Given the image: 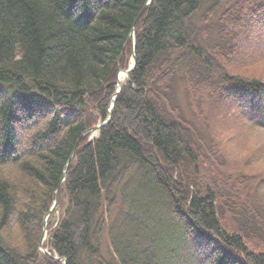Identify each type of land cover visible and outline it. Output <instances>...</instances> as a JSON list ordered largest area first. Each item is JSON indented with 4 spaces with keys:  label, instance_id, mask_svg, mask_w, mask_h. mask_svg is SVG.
<instances>
[{
    "label": "trees",
    "instance_id": "16d2710c",
    "mask_svg": "<svg viewBox=\"0 0 264 264\" xmlns=\"http://www.w3.org/2000/svg\"><path fill=\"white\" fill-rule=\"evenodd\" d=\"M147 1L0 0V264H63V171L65 264H264V150L227 147L264 132V81L231 72L264 0Z\"/></svg>",
    "mask_w": 264,
    "mask_h": 264
},
{
    "label": "rangeland",
    "instance_id": "374dc122",
    "mask_svg": "<svg viewBox=\"0 0 264 264\" xmlns=\"http://www.w3.org/2000/svg\"><path fill=\"white\" fill-rule=\"evenodd\" d=\"M261 41V39H259ZM239 51V52H238ZM262 53L259 49V47H257V45L255 46V42L252 39L251 36H248L244 42H242L239 45V48L235 54V56L233 57V61H234V69H231L232 73H239V74H246L249 77H254L260 80L264 81V56L262 57V59L258 60L255 59L256 57H259ZM254 55V56H252ZM251 57L249 63L247 62V60L249 59V57ZM131 60V56L128 58L127 61V65L129 64ZM257 61V62H256ZM254 62V63H252ZM248 65H243V64H247ZM212 104L214 105L213 108H215L217 106V101L213 100ZM196 123H199L198 121ZM239 123H232V124H227V127L232 126V127H237ZM223 128H226L223 126ZM245 131H242L241 133H235L234 134V138L235 141L232 142V144L230 143L229 145L227 144L228 150L231 153V155H233L235 152H237V148H241V147H245V151L242 149V155L239 156L240 160H242L243 157H245L246 155L248 156V153L252 156V158H255L256 161H259L261 159L262 156V152L264 150V132L262 131H254L251 133H244ZM24 131L21 129L20 132V144H21V148H27V142L24 139ZM243 135V138H241V136ZM244 139V144L243 146H238V144L241 143V140ZM51 141H49L50 143ZM48 143H46L47 145ZM262 149V150H260ZM246 156V157H247ZM254 156V157H253ZM245 157V158H246ZM263 160V159H262ZM259 161L256 164L257 165H264V160L263 161ZM56 215H54V218L56 219ZM53 216V215H52ZM53 218V219H54ZM46 241H44L45 243ZM45 248V247H44ZM209 247L204 246L203 244H198V251L197 254L198 256L201 258V260L204 262V264H209L210 263V259L211 256H209L207 254Z\"/></svg>",
    "mask_w": 264,
    "mask_h": 264
},
{
    "label": "water",
    "instance_id": "95a60500",
    "mask_svg": "<svg viewBox=\"0 0 264 264\" xmlns=\"http://www.w3.org/2000/svg\"><path fill=\"white\" fill-rule=\"evenodd\" d=\"M150 1H151V0H148V1L143 5V7L141 8V10H140V12H139V15H141V14H142V13H143V12L149 7V3H150ZM129 36H130L131 39H132V43H134V38H133V36H134V28H133V26H132L131 29H130ZM131 58H132V64H131V66L128 68V70H126V74H127V76L129 75V73L131 72V70L133 69V67H134V65H135V56H134V54H132ZM119 89H120V86L118 87V89H117L116 93L114 94V96L117 94V92L119 91ZM114 96H113V98H114ZM112 106H113V102H111V104H110V113H109L108 118H107L104 122H102L101 124L95 126V127L93 128V130H98L102 125H104L105 123H107V122L110 120ZM64 178H65V171H63V173H62V175H61V177H60V180H59L58 186H57V188H56V190H55V197H54V202H53V206H52V208H54V207L57 206L58 189H59L60 185L62 184ZM44 233H45V231L43 230V235H44ZM43 251H44V250H43ZM44 252H45V251H44ZM53 258H54V259H57V258L54 257V256H53ZM62 260H63V262L65 263V259H62Z\"/></svg>",
    "mask_w": 264,
    "mask_h": 264
},
{
    "label": "bare ground",
    "instance_id": "6f19581e",
    "mask_svg": "<svg viewBox=\"0 0 264 264\" xmlns=\"http://www.w3.org/2000/svg\"><path fill=\"white\" fill-rule=\"evenodd\" d=\"M126 78H127L126 71L120 70L117 74V86H120L122 83H124Z\"/></svg>",
    "mask_w": 264,
    "mask_h": 264
}]
</instances>
